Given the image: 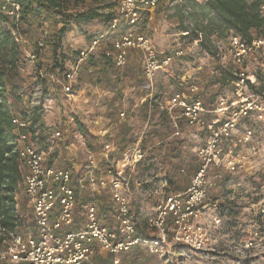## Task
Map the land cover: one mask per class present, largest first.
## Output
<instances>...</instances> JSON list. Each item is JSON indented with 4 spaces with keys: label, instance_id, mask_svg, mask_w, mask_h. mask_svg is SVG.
Masks as SVG:
<instances>
[{
    "label": "rangeland",
    "instance_id": "1",
    "mask_svg": "<svg viewBox=\"0 0 264 264\" xmlns=\"http://www.w3.org/2000/svg\"><path fill=\"white\" fill-rule=\"evenodd\" d=\"M246 1L251 3L254 0ZM177 2L161 0L153 17L143 18L138 26L159 54L175 49L183 51L180 58L173 60L167 73H157L152 90L141 76L140 56L133 51L129 53L123 68L109 64L105 76L110 80L109 84L103 80L97 82L96 77L92 83L83 79V71L90 58L100 59V51H111L112 41L128 29L119 20L117 27L110 29V24L105 20L107 15L112 18L116 16L119 0H69L67 14L72 18L84 15L85 19L74 23L69 21L70 28L64 33L59 49L62 70L54 73L47 70V57L51 53L49 45L53 32L62 26L60 23L51 24L50 27L41 23L35 29L20 25L14 36L20 60L15 84L22 109H26L33 85L38 81L43 82L41 108L27 115L33 127L42 126L44 129L40 139L33 138L34 143L40 149H45L47 137L55 128L64 136L49 163L72 168L77 173L75 178L78 177L88 163L90 149L85 148L84 142L90 136L93 137L92 148H97L90 150L98 163L93 170L97 176H104L105 171L113 169L119 159L130 156L135 147L142 150V160L125 168L123 196L135 215L137 228L143 234L163 196L177 192L178 186L186 187L192 171L189 163L195 160L194 150L207 139L204 131L185 128L182 123L181 134L174 135L168 118L160 108L165 98L175 92H187L191 86L197 87L198 95L206 103L219 96L230 97L232 92L231 86L221 80L215 55L217 45L224 44L223 41H217L213 36L201 42V35L195 39L193 34L177 30L167 18V12ZM89 17L93 18L87 20ZM94 40L99 41L98 50L85 57L72 91L65 93L61 85L65 73L71 70L81 57V52L88 49ZM32 41L38 44L37 54L32 52ZM100 77L102 75L97 79ZM150 92L151 99L141 102ZM122 112L124 117L120 118ZM95 120H98V125L94 124ZM122 123L131 128V133L123 145L117 146L121 138L118 130ZM79 125L87 131L86 135L83 136ZM242 127L253 130L252 140L258 144L260 151L252 156L248 147H243L245 158L234 171L221 173L216 186L203 202L194 230L201 235L202 245L184 247L170 244L163 248V254L155 255L153 264H264V127L249 120L238 131ZM98 129H102L101 135L97 134ZM100 144H110L116 149L106 152ZM168 146L177 148L169 150ZM168 151L171 152L170 158L166 159L164 155ZM182 159V164H178ZM182 168L185 169L184 173L180 172ZM90 199L88 193L80 194V202ZM13 201L16 213L13 219L5 217L4 221L12 222L14 228L7 232L0 230V247L10 239V232L24 234L30 227L29 209L23 191L20 196L14 195ZM97 205L103 208L105 204L99 201ZM77 206L76 212L79 210ZM102 220L111 226L113 224L111 215ZM109 260V255L101 252L94 262L110 264Z\"/></svg>",
    "mask_w": 264,
    "mask_h": 264
},
{
    "label": "built area",
    "instance_id": "2",
    "mask_svg": "<svg viewBox=\"0 0 264 264\" xmlns=\"http://www.w3.org/2000/svg\"><path fill=\"white\" fill-rule=\"evenodd\" d=\"M161 0H119L116 16L110 29L123 22L127 31L118 35L111 43V51H100L112 59L115 68L127 64L131 51L140 56V72L144 82L153 89L158 72L167 73L173 60L183 55L181 49L169 53H158L149 37L139 31L143 18L151 19ZM7 7L6 13L14 25H18L21 7L13 0H0ZM264 24V0L259 7ZM139 26V27H138ZM13 33V36H15ZM94 40L61 82L65 93L72 85L85 57L97 49ZM216 48L220 72H229L232 80L230 97L219 96L206 103L196 86L187 92H175L165 98L160 106L168 118L174 135H180V123L185 128L204 131L205 143L194 150L196 167L191 171L184 190L163 196L148 220L146 233L136 226V218L123 196L124 171L129 165L140 162L143 152L135 147L130 154L119 159L113 169L104 176L93 172L98 163L89 151L87 164L78 177L72 168L49 163L64 136L59 129H52L47 137L45 149H40L33 138L40 135V127H33L27 117L41 108L43 84L38 81L26 104V119L14 117L12 124L17 129L15 151L22 166V189L26 205L31 212L30 227L20 234L10 232V239L0 247V264H96L94 259L106 252L111 264H121L124 255L138 246L145 247L150 254L161 255L165 246L202 245L201 235L194 232L201 216V207L210 191L216 186L221 173L232 172L245 158L243 147H248L252 156L259 153L253 138V130L241 125L249 120L264 127V93L259 89L264 82V25L262 33L250 42L237 35H230ZM101 50V49H100ZM34 56L32 55V58ZM151 99V92L141 102ZM120 118L124 113L119 114ZM98 125V120L94 121ZM98 135L102 129H98ZM85 148L86 143L84 142ZM103 151L116 149L110 144H100ZM264 153V150H263ZM185 169L180 170L184 173ZM83 192L91 199L80 202ZM109 195V210L102 212L99 201L93 198ZM77 205L79 210L76 212ZM112 216V226L102 218ZM127 264H134L128 262Z\"/></svg>",
    "mask_w": 264,
    "mask_h": 264
},
{
    "label": "trees",
    "instance_id": "3",
    "mask_svg": "<svg viewBox=\"0 0 264 264\" xmlns=\"http://www.w3.org/2000/svg\"><path fill=\"white\" fill-rule=\"evenodd\" d=\"M13 1L21 7V16L17 26L8 17L6 5L0 2V55L2 56V62L0 63V230L2 232L13 230L14 224L12 222L6 223L4 218L9 217L13 219L16 213L13 201L14 195L20 196L23 191L21 187L23 170L15 151L17 129L12 124V120L14 117L26 119V112L25 109L20 107L21 101L17 95L18 86L15 84V80L18 78L17 68L20 60L18 58L19 49L17 41L13 33L18 31V26L20 25L35 29L39 28L41 23H44L48 27L51 24L56 25L60 23L62 26L58 29L55 28L53 32L52 42L49 45L51 53L47 57L49 60L47 70L54 73L55 71L62 70L59 49L64 33L70 28L71 22L69 21L72 20L74 23L80 19H85L84 15L72 18L71 15L67 14L69 0ZM262 1L254 0L248 3L246 0H180L179 2L171 0V2L177 3L169 9L167 18L180 32L193 34L195 39L201 35V42L213 36L217 41L224 42L230 35L240 36L250 42L254 37L259 36L263 30V20L259 15V7ZM57 17L59 19H56ZM92 18L86 19L90 20ZM113 18L110 15L105 17L108 25ZM37 45V42L32 41V52L34 54L39 52ZM109 64L113 66L112 59L106 55H102L100 59L90 58L86 69L83 71V79L92 83L96 77L97 82L103 80L109 84L110 80L105 77L108 73L107 71H109L108 68H110ZM100 75L102 77L97 79ZM220 76L223 83H227L233 78L227 71L220 72ZM259 92L264 93V82ZM213 99L214 97L211 100ZM120 126L118 131L121 138L117 142V146L123 145L127 135L131 133V128L126 123H122ZM39 127L40 139L44 129L42 126ZM79 130H81L83 136L87 134V131L81 125H79ZM92 139L93 137L90 136L89 139L85 140V143L87 149L89 148L91 151H94L97 148H92L94 147ZM159 145L161 146V143ZM176 148L175 146H168L169 150ZM170 153V151L165 153L164 158L169 159ZM182 161L183 159L178 164L181 165ZM189 164H191L189 167L192 170L195 169V160ZM184 189V186H178L177 188L178 191ZM93 199L105 204L102 208L103 213L109 210V195L101 194ZM29 219H31L30 210ZM154 259L155 255L150 254L145 247L138 246L135 250L122 257L121 264H127L128 262H133L134 264H153ZM109 263L111 264L110 260Z\"/></svg>",
    "mask_w": 264,
    "mask_h": 264
}]
</instances>
